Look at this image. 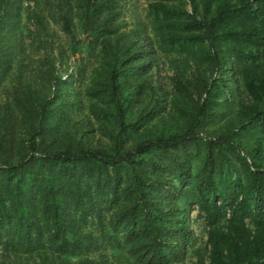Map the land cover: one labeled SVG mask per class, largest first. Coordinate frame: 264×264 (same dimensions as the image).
I'll return each instance as SVG.
<instances>
[{
	"label": "trees",
	"instance_id": "obj_1",
	"mask_svg": "<svg viewBox=\"0 0 264 264\" xmlns=\"http://www.w3.org/2000/svg\"><path fill=\"white\" fill-rule=\"evenodd\" d=\"M145 1L0 0V264H264V0ZM49 15L84 91L24 57Z\"/></svg>",
	"mask_w": 264,
	"mask_h": 264
},
{
	"label": "rangeland",
	"instance_id": "obj_2",
	"mask_svg": "<svg viewBox=\"0 0 264 264\" xmlns=\"http://www.w3.org/2000/svg\"><path fill=\"white\" fill-rule=\"evenodd\" d=\"M146 4L145 0H124V17L130 25H134L139 20L147 22ZM48 22L47 27L49 34H53L54 36H47V43L41 44L36 41L31 45V37L25 34L24 46L26 52L24 57L28 61L30 60L31 64L34 66V64H38L39 58L44 55L43 53L46 50L50 59L53 57L52 59L57 61V64H60L59 62L62 60L64 68L68 67L70 72L74 74L76 88L80 89V91H84L89 84L92 68L96 64L95 56L97 52L94 53L93 48L89 47L88 42L90 39L86 38L85 35L75 33V31L73 35L64 33L60 24L57 22V17L49 15ZM62 49L66 52L63 57L60 56ZM96 50L98 49L96 48ZM33 66H31V68H33ZM8 83H5V85H8ZM87 228L89 231L93 232L97 242L96 247H92L89 254L90 256L98 257L102 254H111L116 251L118 254L123 253L122 246L117 244L113 237L107 234L103 235L97 228L96 223H89ZM193 229L199 234V227L194 226ZM34 258L36 264H42L40 257L38 258L36 255ZM185 264H189V262Z\"/></svg>",
	"mask_w": 264,
	"mask_h": 264
}]
</instances>
